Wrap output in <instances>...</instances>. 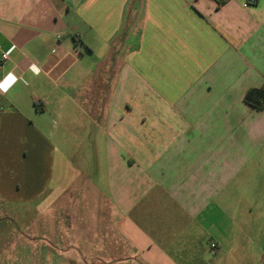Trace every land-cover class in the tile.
<instances>
[{
	"label": "crops",
	"instance_id": "1",
	"mask_svg": "<svg viewBox=\"0 0 264 264\" xmlns=\"http://www.w3.org/2000/svg\"><path fill=\"white\" fill-rule=\"evenodd\" d=\"M242 3L0 0L18 264H264V0ZM95 129L60 176L55 134Z\"/></svg>",
	"mask_w": 264,
	"mask_h": 264
},
{
	"label": "rangeland",
	"instance_id": "2",
	"mask_svg": "<svg viewBox=\"0 0 264 264\" xmlns=\"http://www.w3.org/2000/svg\"><path fill=\"white\" fill-rule=\"evenodd\" d=\"M80 121V120H79ZM77 124V123H76ZM95 131V137L91 139V137H88L87 130L84 131H75L72 134H68L66 137H62L60 133H56L54 139L52 140V144L56 148V165H57V173L62 175V173L66 172V169H64V166H67L68 168L73 166L75 168L77 167H84L83 162L85 161V155L81 157L80 154H78L79 148H81L84 144L86 146L88 142L91 140L93 142V145L100 146L102 135H99V131L96 129ZM84 157V158H83ZM75 172V171H73ZM59 176V177H60ZM56 181V180H55ZM52 184V187L48 189V194L50 192H54L56 189V184ZM66 186L61 187L62 193L66 191ZM80 191L79 189H75ZM80 193H82L80 191ZM45 196H43L44 198ZM49 206V203H45L42 205V209L47 208ZM17 208L11 207L10 205L4 206L0 203V261L3 253L5 255L10 254L11 261L10 264H18V255H19V246L21 247V241H23V231L25 230L22 215H21V228L18 227L17 223H13L11 221H8L9 216H14L15 222L18 221L17 219ZM24 209H21V214ZM31 215H33V212H30ZM30 216V215H29ZM17 219V220H16ZM29 224H33V218L32 216L28 217ZM30 224V225H31ZM6 245L7 248H6ZM5 247V249H2V247Z\"/></svg>",
	"mask_w": 264,
	"mask_h": 264
},
{
	"label": "trees",
	"instance_id": "3",
	"mask_svg": "<svg viewBox=\"0 0 264 264\" xmlns=\"http://www.w3.org/2000/svg\"><path fill=\"white\" fill-rule=\"evenodd\" d=\"M244 100L253 108L262 110L264 108V86L258 89H250Z\"/></svg>",
	"mask_w": 264,
	"mask_h": 264
},
{
	"label": "built area",
	"instance_id": "4",
	"mask_svg": "<svg viewBox=\"0 0 264 264\" xmlns=\"http://www.w3.org/2000/svg\"><path fill=\"white\" fill-rule=\"evenodd\" d=\"M257 2H258V0H243L242 5H243L244 8H249V7L254 6L255 4H257ZM2 57H3V59H8V56L5 53L2 54ZM211 248L215 252V250H216V244L213 243L211 245Z\"/></svg>",
	"mask_w": 264,
	"mask_h": 264
},
{
	"label": "clouds",
	"instance_id": "5",
	"mask_svg": "<svg viewBox=\"0 0 264 264\" xmlns=\"http://www.w3.org/2000/svg\"><path fill=\"white\" fill-rule=\"evenodd\" d=\"M9 75H11V74H9ZM8 84H9V80L8 79H5L4 82H0V90L6 91Z\"/></svg>",
	"mask_w": 264,
	"mask_h": 264
}]
</instances>
